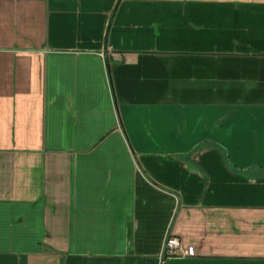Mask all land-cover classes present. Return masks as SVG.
I'll use <instances>...</instances> for the list:
<instances>
[{
  "label": "crops",
  "instance_id": "1",
  "mask_svg": "<svg viewBox=\"0 0 264 264\" xmlns=\"http://www.w3.org/2000/svg\"><path fill=\"white\" fill-rule=\"evenodd\" d=\"M0 264H264V0H0Z\"/></svg>",
  "mask_w": 264,
  "mask_h": 264
},
{
  "label": "built area",
  "instance_id": "2",
  "mask_svg": "<svg viewBox=\"0 0 264 264\" xmlns=\"http://www.w3.org/2000/svg\"><path fill=\"white\" fill-rule=\"evenodd\" d=\"M194 254L191 247H184L180 239L175 235H168L162 245L161 258L185 257Z\"/></svg>",
  "mask_w": 264,
  "mask_h": 264
}]
</instances>
